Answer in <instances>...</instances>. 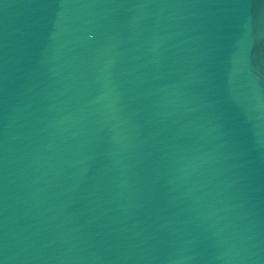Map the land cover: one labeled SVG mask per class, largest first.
Returning <instances> with one entry per match:
<instances>
[{"label": "water", "instance_id": "95a60500", "mask_svg": "<svg viewBox=\"0 0 264 264\" xmlns=\"http://www.w3.org/2000/svg\"><path fill=\"white\" fill-rule=\"evenodd\" d=\"M0 264H264V0H0Z\"/></svg>", "mask_w": 264, "mask_h": 264}]
</instances>
